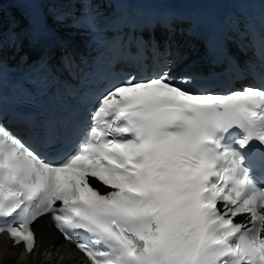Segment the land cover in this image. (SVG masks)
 Masks as SVG:
<instances>
[{
  "label": "snow or ice",
  "instance_id": "obj_1",
  "mask_svg": "<svg viewBox=\"0 0 264 264\" xmlns=\"http://www.w3.org/2000/svg\"><path fill=\"white\" fill-rule=\"evenodd\" d=\"M95 2L72 0L73 23L118 39ZM2 32L0 17V85ZM24 45L19 62L45 63ZM123 63L61 123L30 125L50 157L0 123V235L32 254L34 225L48 217L89 264H264V64L243 68L242 89L213 94L178 79L159 44Z\"/></svg>",
  "mask_w": 264,
  "mask_h": 264
},
{
  "label": "bare ground",
  "instance_id": "obj_2",
  "mask_svg": "<svg viewBox=\"0 0 264 264\" xmlns=\"http://www.w3.org/2000/svg\"><path fill=\"white\" fill-rule=\"evenodd\" d=\"M37 243L32 254L13 247L0 235V264H88L71 244L63 241L46 218L35 223Z\"/></svg>",
  "mask_w": 264,
  "mask_h": 264
}]
</instances>
